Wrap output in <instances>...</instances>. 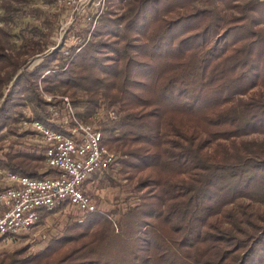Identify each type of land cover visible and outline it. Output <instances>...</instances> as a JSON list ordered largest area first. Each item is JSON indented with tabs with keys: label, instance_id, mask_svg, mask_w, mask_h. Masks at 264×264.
<instances>
[{
	"label": "trees",
	"instance_id": "1",
	"mask_svg": "<svg viewBox=\"0 0 264 264\" xmlns=\"http://www.w3.org/2000/svg\"><path fill=\"white\" fill-rule=\"evenodd\" d=\"M105 3L69 50L42 54L34 26L20 30L17 53L0 46V143L27 103L32 118L72 135L59 124L63 100L43 94L68 96L116 155V171L92 176H120L135 202L88 212L0 264H264V143L246 139L264 135V0ZM38 159L5 153L0 168L42 177Z\"/></svg>",
	"mask_w": 264,
	"mask_h": 264
},
{
	"label": "rangeland",
	"instance_id": "2",
	"mask_svg": "<svg viewBox=\"0 0 264 264\" xmlns=\"http://www.w3.org/2000/svg\"><path fill=\"white\" fill-rule=\"evenodd\" d=\"M105 4V0H103L104 8L102 12L105 9ZM10 9L17 10L18 14L14 16L12 21H7L5 15L9 14ZM94 9L95 7L91 3L87 5L86 12L89 14V21L96 20L102 13L101 11H94L92 13ZM85 16L80 14L78 19L71 18L64 5L59 4L56 0H0V46L5 48L8 53H17L21 42L20 30L28 26H34L38 29L37 35L34 38L43 41L46 46V50L42 54L57 47L60 51L69 50L71 47L83 42L85 29L89 27L88 19ZM42 54H37L30 58L26 62V68L29 69L36 63ZM5 89L6 87H4ZM43 95L44 97L49 96L48 94ZM23 113L26 117H34V109L28 103L23 106ZM51 118L52 120L59 121L61 117L53 118L51 116ZM32 120H35V118H32ZM15 126V133H7L6 129H4L5 137L0 143V158L5 153L33 152L39 155L38 160H33L37 162V172L51 173L45 165L44 159L40 157L43 156V144L41 143L39 133L24 128L20 121ZM246 139L264 143V135L262 134H252L247 136ZM110 152L113 153L112 151ZM112 167L113 171H116V168H118L116 164ZM1 171L11 172L3 169ZM84 188L94 201L95 210L123 209L126 204L135 202L134 195L131 193V187L127 186L125 180L117 175L113 177L112 181L102 177L101 174H98L96 177L91 175ZM87 213L83 212V214L79 215L73 207L55 211L43 218L41 222H38L27 233L14 237H0V254L18 248H26V251L31 253L36 252L42 249L51 237L60 235L69 224H72L74 221L82 222Z\"/></svg>",
	"mask_w": 264,
	"mask_h": 264
},
{
	"label": "built area",
	"instance_id": "3",
	"mask_svg": "<svg viewBox=\"0 0 264 264\" xmlns=\"http://www.w3.org/2000/svg\"><path fill=\"white\" fill-rule=\"evenodd\" d=\"M89 3L95 7L92 13L102 12L103 0H64V8L71 18L78 19L82 14L89 21ZM58 97L66 108L59 124L74 131V142L43 133L42 126L32 122V117L21 120L24 128L39 133L43 150L48 151V160L44 162L51 173L35 177L0 169V237H5V233L19 236L31 230L37 224L41 206H49V212L73 207L79 215L83 214L88 205H95L84 185L95 172L116 164V155L108 152L107 147L104 153H96L95 141L101 131L95 124L79 119L67 96ZM48 110L53 118L60 117L58 107L51 105ZM54 199H66V206L53 207Z\"/></svg>",
	"mask_w": 264,
	"mask_h": 264
},
{
	"label": "bare ground",
	"instance_id": "4",
	"mask_svg": "<svg viewBox=\"0 0 264 264\" xmlns=\"http://www.w3.org/2000/svg\"><path fill=\"white\" fill-rule=\"evenodd\" d=\"M56 1L59 2V4L61 3L62 5H64V0H56ZM32 122L37 123L38 125L42 126V132L43 133H50V134H52L53 137L63 138V139H65L66 142H74V131L73 130H71L72 135H66L63 132L64 130L62 131L63 133L58 132V131H54V130L46 127L45 124H43L41 121H39L37 119L32 120ZM95 148H96V153H104V148L101 147L100 143H99V133H97V138L95 141ZM44 159L48 160V151H45ZM43 176H45V175H43ZM63 206H66V199H54L53 200V207H63ZM94 210H95V205H88V209L84 210L83 212H92ZM41 211H49V206H41ZM39 217H40V215H36V222H38ZM5 236H13V233H5Z\"/></svg>",
	"mask_w": 264,
	"mask_h": 264
},
{
	"label": "crops",
	"instance_id": "5",
	"mask_svg": "<svg viewBox=\"0 0 264 264\" xmlns=\"http://www.w3.org/2000/svg\"><path fill=\"white\" fill-rule=\"evenodd\" d=\"M68 131H70V132H71V130H69V129H68ZM45 151H46V150H44V151H43V157H44ZM44 160H45V159H44Z\"/></svg>",
	"mask_w": 264,
	"mask_h": 264
}]
</instances>
